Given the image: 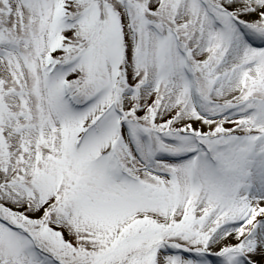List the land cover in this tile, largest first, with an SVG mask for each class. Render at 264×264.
<instances>
[{"label": "snow or ice", "instance_id": "1", "mask_svg": "<svg viewBox=\"0 0 264 264\" xmlns=\"http://www.w3.org/2000/svg\"><path fill=\"white\" fill-rule=\"evenodd\" d=\"M0 264H264V0H0Z\"/></svg>", "mask_w": 264, "mask_h": 264}]
</instances>
